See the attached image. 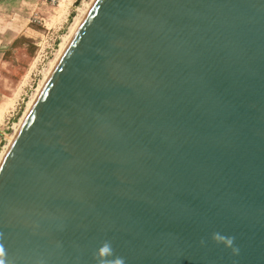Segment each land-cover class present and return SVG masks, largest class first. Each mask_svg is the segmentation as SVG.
<instances>
[{
    "label": "water",
    "instance_id": "1",
    "mask_svg": "<svg viewBox=\"0 0 264 264\" xmlns=\"http://www.w3.org/2000/svg\"><path fill=\"white\" fill-rule=\"evenodd\" d=\"M0 249L264 264V0H94L0 162Z\"/></svg>",
    "mask_w": 264,
    "mask_h": 264
},
{
    "label": "rangeland",
    "instance_id": "2",
    "mask_svg": "<svg viewBox=\"0 0 264 264\" xmlns=\"http://www.w3.org/2000/svg\"><path fill=\"white\" fill-rule=\"evenodd\" d=\"M31 3L35 7L29 11V24L11 44L0 67V156L49 70L63 37L70 34L74 19L91 0H31ZM55 44V55L43 61L44 50Z\"/></svg>",
    "mask_w": 264,
    "mask_h": 264
},
{
    "label": "crops",
    "instance_id": "3",
    "mask_svg": "<svg viewBox=\"0 0 264 264\" xmlns=\"http://www.w3.org/2000/svg\"><path fill=\"white\" fill-rule=\"evenodd\" d=\"M34 7L31 0H0V67L11 44L26 30Z\"/></svg>",
    "mask_w": 264,
    "mask_h": 264
},
{
    "label": "bare ground",
    "instance_id": "4",
    "mask_svg": "<svg viewBox=\"0 0 264 264\" xmlns=\"http://www.w3.org/2000/svg\"><path fill=\"white\" fill-rule=\"evenodd\" d=\"M93 1H94V0H91V3L86 7V9L83 11V13H82L81 15L77 16V17L74 19V22H73L72 26L70 27V28H71L70 34L67 35V36H65V37H63L64 40H63V42H61V44L59 45L60 47H59V50H58L57 54L55 55V58L50 62L49 70H48V71L46 72V74L44 75V78H43L42 82L39 84V86H38V88H37V90H36V93H35L34 96L29 100V102H28V104H27V106H26V109H25L23 115L21 116V118H20V120H19V123H18V125H17V128H15V132L12 134L11 137H9L10 140H9L7 146L5 147V149L3 150V152L1 153V156H0V162H1V160H2V158H3V156H4V154H5V152H6V150H7V148L9 147L10 143L12 142V140H13L15 134L17 133L19 127L21 126V124H22V122L24 121L26 115L28 114V112H29L31 106L33 105V103H34V101H35L37 95L39 94V92H40V90L42 89L43 85L45 84L47 78L49 77V75H50L52 69L54 68V66H55V64H56V62H57V60L59 59V57L61 56L62 52L64 51V49H65L66 46L68 45L69 41L71 40L72 36L74 35V33H75V31L77 30L78 26L80 25L81 21L83 20L85 14L87 13V11L89 10V8L91 7V4H92ZM70 28H69V29H70ZM5 145H6V144H5Z\"/></svg>",
    "mask_w": 264,
    "mask_h": 264
},
{
    "label": "built area",
    "instance_id": "5",
    "mask_svg": "<svg viewBox=\"0 0 264 264\" xmlns=\"http://www.w3.org/2000/svg\"><path fill=\"white\" fill-rule=\"evenodd\" d=\"M34 21V20H33ZM35 21H37V19L35 18ZM56 44L49 46L46 50H44V52L42 53V60H46L48 59L50 56L55 55L54 50H55Z\"/></svg>",
    "mask_w": 264,
    "mask_h": 264
},
{
    "label": "clouds",
    "instance_id": "6",
    "mask_svg": "<svg viewBox=\"0 0 264 264\" xmlns=\"http://www.w3.org/2000/svg\"><path fill=\"white\" fill-rule=\"evenodd\" d=\"M109 250H110V245L108 243H105L101 247L100 252L101 253H107V252H109ZM2 254H3L2 249H0V255H2ZM0 264H4V260L0 259ZM121 264H122V261H121Z\"/></svg>",
    "mask_w": 264,
    "mask_h": 264
}]
</instances>
